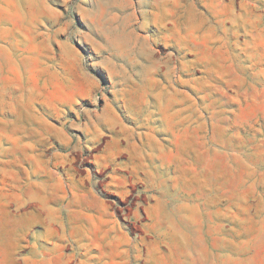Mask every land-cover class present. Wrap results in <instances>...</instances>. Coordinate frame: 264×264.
I'll return each instance as SVG.
<instances>
[{
  "label": "rangeland",
  "instance_id": "374dc122",
  "mask_svg": "<svg viewBox=\"0 0 264 264\" xmlns=\"http://www.w3.org/2000/svg\"><path fill=\"white\" fill-rule=\"evenodd\" d=\"M109 143L135 264H264V0H0V264L31 184L101 188Z\"/></svg>",
  "mask_w": 264,
  "mask_h": 264
},
{
  "label": "crops",
  "instance_id": "0c3cea01",
  "mask_svg": "<svg viewBox=\"0 0 264 264\" xmlns=\"http://www.w3.org/2000/svg\"><path fill=\"white\" fill-rule=\"evenodd\" d=\"M117 155L109 143L95 156L98 172L108 176L101 188L88 177L85 181L70 171L54 175L47 169L43 182L31 184L29 264L136 263L135 239L103 194L125 197L135 182L134 166ZM9 218L17 224L14 238L22 239L23 214Z\"/></svg>",
  "mask_w": 264,
  "mask_h": 264
}]
</instances>
